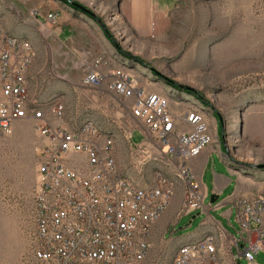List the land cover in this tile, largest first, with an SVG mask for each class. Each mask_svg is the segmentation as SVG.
Masks as SVG:
<instances>
[{
    "label": "rangeland",
    "instance_id": "obj_1",
    "mask_svg": "<svg viewBox=\"0 0 264 264\" xmlns=\"http://www.w3.org/2000/svg\"><path fill=\"white\" fill-rule=\"evenodd\" d=\"M49 1L0 0V30L29 40L36 53L27 75L29 97L38 106L59 99L65 125L95 123L101 138L111 139L119 175L133 185L151 187L158 177L165 178L172 196L168 204L165 201L163 213L175 208L178 218L187 212L186 185L178 163L152 145H146L143 157L131 155V144L142 142L144 129L130 115L131 100L113 94L107 80L98 88L82 84L97 59L104 74L124 67L140 86L156 88L168 98L177 117L185 110H197L210 137L207 146H218L241 173H264V0H180L166 26L149 36L130 33L117 18L116 4L102 11V4L93 0H55L68 17L60 24L49 22L47 15H53L45 12ZM38 14L43 23L38 22ZM38 142L29 121H18L9 134H0V259L11 264L28 254ZM257 187L252 200L261 201L260 218L263 181ZM195 215L184 218L176 229L192 222ZM150 242L142 264L171 261L174 251L164 231H157ZM254 260L264 264V251Z\"/></svg>",
    "mask_w": 264,
    "mask_h": 264
},
{
    "label": "built area",
    "instance_id": "obj_2",
    "mask_svg": "<svg viewBox=\"0 0 264 264\" xmlns=\"http://www.w3.org/2000/svg\"><path fill=\"white\" fill-rule=\"evenodd\" d=\"M46 18L51 22L55 16ZM27 62V51L0 34V134H9L18 121H29L39 139L28 254L15 264H142L143 231L150 230L153 212L167 201L169 185L158 177L154 186L131 189L113 170L111 139L94 137L90 128L70 133L59 99H53V106L39 105L43 113L26 112L22 66ZM101 64V59L94 62L83 86L98 88L107 80L113 94L131 100L130 115L144 127L142 142L131 144V155L143 157L146 145H152L178 163L188 184L185 210L200 208L202 196L187 162L204 149L205 126L187 110L177 117L164 95L146 92L129 72L113 69L104 74ZM260 202L239 199L234 204L237 222L248 237L241 253L248 264H255L256 254L264 251L261 233L251 240L256 231L250 224L262 212ZM0 264L11 263L0 259ZM174 264H213L210 241L178 253Z\"/></svg>",
    "mask_w": 264,
    "mask_h": 264
},
{
    "label": "crops",
    "instance_id": "obj_3",
    "mask_svg": "<svg viewBox=\"0 0 264 264\" xmlns=\"http://www.w3.org/2000/svg\"><path fill=\"white\" fill-rule=\"evenodd\" d=\"M92 2L101 3L100 10L102 11L116 4L117 18L124 22L130 33L149 36L152 33H158L166 26L180 0H93ZM49 11L55 16L53 22L60 24L67 20L68 13L55 0L49 1L45 7V12ZM37 16L38 22L43 23L42 16L39 14ZM61 30L65 31L64 28ZM144 89L148 93L158 92L156 88L148 89V86ZM169 110L176 114L173 106H170ZM192 111L201 115L200 122L203 126L202 114L195 109L188 110L189 113ZM203 134L208 135L206 132ZM187 167L197 186L198 193L202 196V204L209 199L210 201L207 205L187 211L178 218L174 216L175 208L166 210L152 225L151 239L157 231H164L175 253L181 245L200 240L207 235L213 236L217 247L220 248L221 264H239L241 261L247 263L241 253L248 246V237L241 231L237 222L234 204L239 199H252L256 196V191L259 190L257 183L262 181L264 183V173L252 175L239 172L228 163L221 149L216 145H209L200 151L187 162ZM195 213L192 220L196 219L198 223L192 221L179 230L176 229L179 222ZM234 222L238 225L237 228ZM250 226L256 231L251 236V240L257 238L258 232L262 234L261 237L264 240V214ZM182 230L185 232L179 233Z\"/></svg>",
    "mask_w": 264,
    "mask_h": 264
},
{
    "label": "bare ground",
    "instance_id": "obj_4",
    "mask_svg": "<svg viewBox=\"0 0 264 264\" xmlns=\"http://www.w3.org/2000/svg\"><path fill=\"white\" fill-rule=\"evenodd\" d=\"M0 34L2 35L3 38H5L7 41H9V43H15V44H19L23 47V49H25L27 51V56H28V62L25 63L24 66H22V74H25V85H24V98H28L25 99V107H26V112L29 113H43V109L40 108L33 99H31L29 97L28 94V86H27V75L28 72L31 68V65L33 64L34 60H35V50L32 46V44L30 43L29 40L19 37V36H15L12 34H6L4 32H2L0 30ZM118 70L121 71H125L124 67L122 68H117ZM126 72V71H125ZM53 106V103L50 105ZM60 110H61V114H62V119H64V114H65V110H64V106L62 104V102L60 101ZM191 114H195L197 116V120L201 121V115L198 114L196 111H192ZM65 125V124H64ZM66 128H68L70 130V133H80V132H84L87 131L88 128L92 129V135H94V137L97 138H101V134H100V130L99 128L96 126L95 123H93L92 121L86 120L84 122H82L79 126H69V125H65ZM203 142H204V148L209 144L210 142V137L206 134H203ZM112 151V148H111ZM112 156H113V152H112ZM113 170L114 172L117 173V175H119L117 168H116V164H115V160H114V156H113ZM182 177V174H181ZM161 178V180H165V184L169 185V194H167V198L172 196V190L170 188V184L169 182L163 178L162 176L159 177ZM183 179V178H182ZM121 180L124 182H127V184H130V188L131 189H135V190H144V187H140V186H136L133 185L132 183H130L129 181H127L126 179L121 177ZM185 185H186V207H187V191H188V184L187 181H184ZM165 209V201H163V205H160V211H155L153 212V223H151V228L150 230H144L143 231V245L144 247H142V261L145 260L146 256L148 255V252L150 250L151 247V230H152V225L155 223V221L160 217V215L163 213ZM205 239H208L210 241V249H211V254H212V259H213V264H221L220 260H219V249L216 245V239L213 236H205L200 240L194 241V242H190L188 244H184L181 245L180 247H178L173 255V258L171 259L170 262H168L167 264H174L175 262V257L178 256V253H181L182 251L185 250H193L194 247H203L205 246Z\"/></svg>",
    "mask_w": 264,
    "mask_h": 264
},
{
    "label": "water",
    "instance_id": "obj_5",
    "mask_svg": "<svg viewBox=\"0 0 264 264\" xmlns=\"http://www.w3.org/2000/svg\"><path fill=\"white\" fill-rule=\"evenodd\" d=\"M76 7H77L79 10H82L83 12H85V13H87V14L90 15V12L86 11L84 8H82V7L78 6V5H76Z\"/></svg>",
    "mask_w": 264,
    "mask_h": 264
}]
</instances>
